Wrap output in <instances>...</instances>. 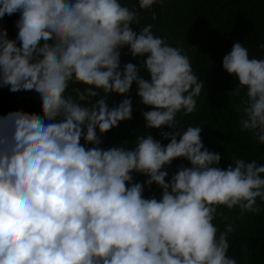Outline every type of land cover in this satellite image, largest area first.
Returning a JSON list of instances; mask_svg holds the SVG:
<instances>
[{
	"label": "clouds",
	"instance_id": "clouds-1",
	"mask_svg": "<svg viewBox=\"0 0 264 264\" xmlns=\"http://www.w3.org/2000/svg\"><path fill=\"white\" fill-rule=\"evenodd\" d=\"M157 3L138 0L140 10ZM17 13L15 38L0 25V89L34 92L41 114L0 115V264H237L227 254L234 226L213 221L222 206L261 211L264 164L234 157L221 168L201 127L178 128L204 87L184 49L150 23L134 31L140 17L120 0H0V21ZM125 48L145 57L139 68L121 65ZM222 67L244 91L240 131L264 144V59L236 42ZM133 84L161 140L100 147L132 118ZM109 94L125 98L110 106ZM177 159L190 166L170 175ZM152 185L159 199L144 196Z\"/></svg>",
	"mask_w": 264,
	"mask_h": 264
},
{
	"label": "trees",
	"instance_id": "trees-1",
	"mask_svg": "<svg viewBox=\"0 0 264 264\" xmlns=\"http://www.w3.org/2000/svg\"><path fill=\"white\" fill-rule=\"evenodd\" d=\"M130 9L137 11L139 24L131 27L139 33L144 25L152 24L156 36L167 37L171 46H180L189 56L193 72L198 80L204 82L201 94L196 98V111L187 117L178 114V128L183 131L187 126L202 128L201 138L204 146L222 155L220 167H226L231 160L242 158L246 162L256 160L264 164V144L256 143L248 132H241L239 119L241 113L242 90L234 92L236 81L222 67L223 57L230 52L234 43L239 42L248 49L250 58L264 59V0H163L151 9L140 10L138 0H120ZM155 13V20L152 13ZM19 14L5 15L0 25L7 29L8 37L15 38L17 29L15 21ZM145 57L132 58L127 49L121 50V65L131 62L138 68ZM140 75L150 79L148 73L141 69ZM71 85L69 92L71 91ZM83 90V89H81ZM137 86L132 85L128 97L132 100V118L119 124L116 135L100 147L107 148L124 144L133 147L137 136L151 134L161 140V129H148L142 113L151 110L143 105L136 95ZM75 95L74 93H72ZM120 100L125 97L117 96ZM93 98V102L95 99ZM110 106L114 105L108 99ZM25 111L41 114L40 103L34 92L10 93L7 88L0 89V115L10 111ZM167 131V128L163 129ZM111 130L103 134L107 137ZM169 141L163 140V144ZM90 146V145H89ZM183 164L190 166L186 160L177 159L167 169L170 175ZM134 175V182H143L146 177ZM166 177V180L169 179ZM144 196H161V191L152 185L145 189ZM256 206L261 209L258 214H240L239 209L231 211L223 206L213 223L219 231H224L229 224L234 231L229 234L228 256L237 264H264V203L257 198Z\"/></svg>",
	"mask_w": 264,
	"mask_h": 264
},
{
	"label": "water",
	"instance_id": "water-1",
	"mask_svg": "<svg viewBox=\"0 0 264 264\" xmlns=\"http://www.w3.org/2000/svg\"><path fill=\"white\" fill-rule=\"evenodd\" d=\"M109 97H110V99L112 100V102L114 103V105H118V103H119V99H118L117 95H115V94H109ZM118 126H119V125H118ZM117 129H118V127L112 129V130H111V133H109V134L107 135V137H105V138H101V139H102V143H101V144L105 143L106 141H109V140L111 139L112 136H115V135H116V131H117ZM81 143L83 144L84 141L81 140Z\"/></svg>",
	"mask_w": 264,
	"mask_h": 264
}]
</instances>
